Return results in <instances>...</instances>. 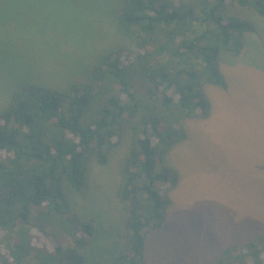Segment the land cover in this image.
I'll return each mask as SVG.
<instances>
[{
    "label": "trees",
    "instance_id": "trees-1",
    "mask_svg": "<svg viewBox=\"0 0 264 264\" xmlns=\"http://www.w3.org/2000/svg\"><path fill=\"white\" fill-rule=\"evenodd\" d=\"M236 9L264 17V0H121L113 20L122 44L64 87L13 92L0 112V264L100 263L89 252L96 216L75 198L90 164L123 145L121 216L102 264H149V233L164 226L178 184L166 157L187 140L186 121L210 116L204 87L227 89L221 51L240 55L254 30ZM210 264H264V223Z\"/></svg>",
    "mask_w": 264,
    "mask_h": 264
},
{
    "label": "rangeland",
    "instance_id": "rangeland-1",
    "mask_svg": "<svg viewBox=\"0 0 264 264\" xmlns=\"http://www.w3.org/2000/svg\"><path fill=\"white\" fill-rule=\"evenodd\" d=\"M120 2L0 0V112L22 84L64 87L96 55L122 44L113 20ZM234 12L254 30L244 34L240 55L221 51L227 89L204 87L210 116L186 121L187 140L166 157L178 184L164 226L149 233V264H210L228 243L251 238L264 223V17ZM124 152L125 145L112 151L105 165L93 161L87 189L75 198L96 216L89 252L97 264L117 237Z\"/></svg>",
    "mask_w": 264,
    "mask_h": 264
}]
</instances>
